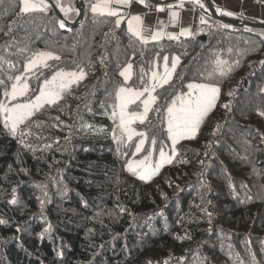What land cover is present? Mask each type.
Returning a JSON list of instances; mask_svg holds the SVG:
<instances>
[{
  "label": "trees",
  "instance_id": "obj_1",
  "mask_svg": "<svg viewBox=\"0 0 264 264\" xmlns=\"http://www.w3.org/2000/svg\"><path fill=\"white\" fill-rule=\"evenodd\" d=\"M84 2L74 25L80 11L22 13L21 0H0V103L17 76L29 99L60 69L86 72L15 132L0 112V264H264V28L223 21L144 43ZM41 52L60 59L27 71ZM164 57L179 63L133 125L146 135L138 153L143 137L113 139L116 92L143 91ZM216 60L227 62L223 76ZM190 83L218 86L221 103L173 149L167 108ZM147 94L129 110L142 112ZM160 151L172 162L149 179L129 171L149 154L156 167Z\"/></svg>",
  "mask_w": 264,
  "mask_h": 264
},
{
  "label": "snow or ice",
  "instance_id": "obj_2",
  "mask_svg": "<svg viewBox=\"0 0 264 264\" xmlns=\"http://www.w3.org/2000/svg\"><path fill=\"white\" fill-rule=\"evenodd\" d=\"M129 0H96V3L92 4L91 11L94 14L108 15L117 17L116 24L117 26L123 20L121 16L120 9L118 7H113V4L116 5H127ZM196 3H200V0H195ZM140 3H144V0H140ZM21 12H47L52 5L48 3V0H21ZM56 7L60 8V11L68 16L69 13L75 12L79 14V9H74L72 7H65L61 3V0H56ZM203 7V4H200ZM171 7V5L169 6ZM180 7H183V2L181 0ZM160 11H163V8H159ZM219 11V10H218ZM221 15L231 16V12H221ZM172 22L176 23L179 17V13L176 11L171 12ZM201 24H207V21L201 17ZM128 31L138 38L139 40L147 43L149 39L159 40L164 33L162 31H157L155 34H149L145 36L144 33L148 31L143 26V21L140 16H132L127 21ZM59 26L61 28L65 27L64 20L59 21ZM223 27H228V25H223ZM192 33L188 29L181 31L180 35H191ZM169 38L177 39L178 37L173 36L171 33L168 34ZM59 56H55L50 52H41L33 56L26 65L27 71L31 72L34 68L39 66L48 67V60H59ZM164 73L159 75L157 72L152 73V81L154 83L150 84L148 87H145L143 91H134L130 88L120 87L116 92V98L118 104L115 108H118V112L114 109L112 114V119L115 121L117 118L119 123L117 128H119L121 136L117 137L115 132L113 133V139L117 140L119 143L121 138L126 136L128 140H131L134 135H139L143 137L136 146V152H141L143 150V145L146 139L144 133H138L131 127L136 121L141 123L147 117V114L151 108V105L155 103L156 97L152 96L151 93L155 91L156 87H163V85L168 84L172 78L173 73L175 72L176 66L179 63V57H176L171 69L168 67V57H164ZM216 69L221 76L225 74L224 65L227 64L226 61L216 60ZM132 65L128 64L120 75L125 78V80L130 79ZM231 70L230 68L228 69ZM212 74H210L211 76ZM86 73L82 70L80 72H62L58 71L54 73L51 79H45L43 82V88L40 90V94L36 97L35 101L29 103H18L12 107H8L7 104L0 103V112L4 114V126L9 127L11 131L15 132L19 124L24 123L26 119L31 117L34 114V110L42 108L45 104L54 105L59 100L63 98V92L69 88L73 83L84 79ZM24 79L23 76H17L15 78L16 82L12 84L10 91H5V97H10L12 100H16L20 96L26 95L29 90V85L27 82L21 83ZM189 93L187 96L177 97V100L180 101L179 107H177L176 101H173L171 106L167 108V124H168V133L172 140L173 149H175L176 143L181 139H192L195 138V135L200 127L201 122L209 111L215 107V102L218 99L220 92L219 87H216L211 84H197L190 83L188 84ZM145 93H149L147 99L142 101L143 112H132L129 113L128 106L140 100ZM264 115V113H261ZM155 144V141L152 142ZM173 157L168 156L164 151H160V160L156 167H153L151 161V154L145 156L143 160L134 161L128 164V169L131 172H134L139 175L140 179H149L152 175L156 174L159 167H162L164 163H171ZM15 203V200L13 201Z\"/></svg>",
  "mask_w": 264,
  "mask_h": 264
},
{
  "label": "crops",
  "instance_id": "obj_3",
  "mask_svg": "<svg viewBox=\"0 0 264 264\" xmlns=\"http://www.w3.org/2000/svg\"><path fill=\"white\" fill-rule=\"evenodd\" d=\"M51 1L56 5V0H48V3L52 5ZM74 1L79 4L81 3V0H61V3L63 6L65 4L71 6ZM210 1L219 15H221L220 13L222 11L231 12L233 13L231 16H222L238 19L240 21L264 24V0ZM182 2L183 7H180L181 0L168 4L157 3L151 0H144V3H140V0H129L127 5L113 4V7H118L120 9L121 16L123 17L122 23L127 27L128 19L132 16L138 15L143 21L144 28L148 30L144 35L148 36L150 33L155 34L157 31H162L164 35L160 39L169 38V33L178 38L192 36L208 25H218L223 22L211 13L209 5L205 0H200L199 4L196 3L195 0H182ZM200 4H203V7H201ZM170 5L171 7H169ZM161 7L163 8V11L159 10ZM173 11L179 13L176 23L172 22L171 12ZM201 17L207 21V24H201ZM184 29L190 30L192 34L180 35L181 31ZM148 41L154 40L149 39Z\"/></svg>",
  "mask_w": 264,
  "mask_h": 264
},
{
  "label": "rangeland",
  "instance_id": "obj_4",
  "mask_svg": "<svg viewBox=\"0 0 264 264\" xmlns=\"http://www.w3.org/2000/svg\"><path fill=\"white\" fill-rule=\"evenodd\" d=\"M28 64V63H27ZM171 67H172V65H171ZM171 67L169 68V69H171ZM127 68V67H126ZM58 71H62V72H80L81 70H71V69H60V70H58ZM58 71H56V72H58ZM83 72H85L84 70H82ZM55 72V73H56ZM86 73V72H85ZM164 73V68H163V71L162 72H160V73H158L159 75H162ZM24 77V76H23ZM52 77V76H51ZM51 77L49 78V80L51 79ZM24 82H27V84L29 85V90H28V92L26 93V95H24V96H20V97H18L16 100H12L10 97H8V102H6V103H4V104H7V106L8 107H12V106H14V105H16V104H18V103H29V102H33V101H35V99H36V97L40 94V92L37 94V95H34L33 97H31V98H29V99H24L28 94H29V92H30V83H29V81H28V79H23L22 81H21V83H24ZM152 83H154V81H152ZM197 84H201V83H197ZM216 87H218V86H216ZM43 88V85H42V87H41V89ZM125 88H129V87H125ZM130 89H133L134 91H142V90H136V89H134V88H130ZM220 89V88H219ZM221 89H220V92H219V95H218V99L216 100V102H215V105H217V104H219V103H221V98H220V95H221ZM189 92H187L186 94H182V95H180V96H187V94H188ZM151 95L152 96H154V92H152L151 93ZM148 96H149V93L147 94V97L145 98V99H147L148 98ZM179 96V97H180ZM176 101V103H177V107H179V105H180V101L179 100H175ZM152 106V105H151ZM128 111H129V113H132V111H130L129 110V107H128ZM134 112H140V111H134ZM143 112V111H142ZM142 112H140V113H142ZM137 122H140V121H136L135 123H137ZM135 123H133L132 125H131V127L133 128V129H135L134 127H133V125L135 124ZM18 127V126H17ZM135 131H136V129H135ZM160 168V167H159ZM158 168V169H159Z\"/></svg>",
  "mask_w": 264,
  "mask_h": 264
},
{
  "label": "water",
  "instance_id": "obj_5",
  "mask_svg": "<svg viewBox=\"0 0 264 264\" xmlns=\"http://www.w3.org/2000/svg\"><path fill=\"white\" fill-rule=\"evenodd\" d=\"M151 1H153V2H157V3L168 4V3H172V2H174V1H179V0H166V1L151 0ZM205 1H206V2L208 3V5H209V8H210V10H211V13H212L217 19H219V20H221V21L227 22V23H229V24H234V25H245V24H246V25L258 26V27H263V28H264V24H263V23H251V22H244V23H242V22H240V21H238V20H236V19H232V18H229V17H225V16H222V15H219V14L217 13V11H216L214 5L212 4V2H211L210 0H205ZM51 3H52V5H53L54 7H56L54 2L51 1ZM79 9H80V15H79V18L77 19V21H76L75 23H72V24H74V25H75V24H78V23L82 20V18H83V16H84V11H85V2H84V0H81V3L79 4ZM57 11H58V13H60V11H59L58 8H57Z\"/></svg>",
  "mask_w": 264,
  "mask_h": 264
}]
</instances>
